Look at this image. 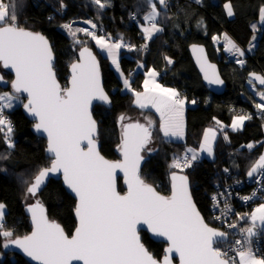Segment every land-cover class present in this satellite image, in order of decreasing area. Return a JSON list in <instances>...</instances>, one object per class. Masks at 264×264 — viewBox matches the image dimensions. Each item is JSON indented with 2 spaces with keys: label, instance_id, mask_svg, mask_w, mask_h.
Returning <instances> with one entry per match:
<instances>
[{
  "label": "trees",
  "instance_id": "1",
  "mask_svg": "<svg viewBox=\"0 0 264 264\" xmlns=\"http://www.w3.org/2000/svg\"><path fill=\"white\" fill-rule=\"evenodd\" d=\"M91 1L93 0H15V23L19 27L40 31L50 39L56 54L55 70L63 86L67 85L70 64L76 59L81 47L88 45L95 49L101 62L105 88L112 100L111 108L96 105L93 110L99 122L101 153L109 159H119L121 115L153 116L157 121L155 134L156 129L157 132L161 131V118L156 112L135 105V93L122 90V77L111 65L110 57L98 51L93 40L87 38L88 35L78 37L84 40V45L80 48L76 49L72 45V40L62 24L88 18L84 11L77 12L72 2L87 8ZM10 2L11 0L8 4ZM107 2L108 6L103 9L97 5L90 9L101 11L102 15L112 21H116L115 13L119 12V22L109 36L115 41H121L122 38L123 45L128 44L122 48L119 63L122 73L130 79L133 90L143 89L145 74L136 69L142 63L146 70L165 69L163 84L176 88L187 100L195 101L186 110L185 140L170 141L165 137L161 139L160 148L150 157L147 158L146 155L140 176L162 194L169 195L170 174L175 171L186 173L190 178L197 206L208 223L214 225L210 203L215 188L247 180L248 172L263 154L264 111L253 103L255 94L249 90L247 76L251 71L264 74V31L255 50L249 53L244 67L227 55L222 45L219 46L220 57L215 61L226 82V90L222 95L213 94L205 88L188 47L194 42L209 47L214 37L220 36L227 29L241 47L248 49L257 33L253 24L260 19L264 0H172L167 7L160 4L156 22L163 30L152 39L145 37L143 31L147 25L144 17L151 10V0ZM227 3L232 6V17L227 14ZM144 43L149 44V50L143 48ZM0 71L5 77V84L0 82V93L12 91L13 75L3 71L1 67ZM134 71L137 73L136 77L132 75ZM23 103L12 110L5 109L4 112L15 123L11 134L14 148L7 146L4 133H0V203L7 206L4 229L13 232L14 238L22 237L32 230L24 210L25 205L33 201L31 197L26 201L24 198L27 192V175H31L30 186L39 171L52 161L45 152L46 140L33 132L34 122L24 113ZM240 115L251 116V119L246 120L242 128L232 129L233 120ZM207 127L218 128L214 145L215 156L212 159L198 153ZM150 128L152 129L151 125ZM250 144L253 147L249 148ZM188 149H194L198 159L191 161V167L174 168V162L184 152H188ZM119 189L122 193L125 192L121 180ZM248 190L251 188L248 187ZM39 199L46 206L48 215L61 223L71 235L76 227V199L65 190L62 181L51 179L39 194ZM262 202L264 198L253 204L246 217L248 220L253 209ZM142 240L156 257L163 256L165 243L154 241L146 232H142ZM4 243V238L0 236V264H31L22 255L6 250L2 246Z\"/></svg>",
  "mask_w": 264,
  "mask_h": 264
},
{
  "label": "snow or ice",
  "instance_id": "2",
  "mask_svg": "<svg viewBox=\"0 0 264 264\" xmlns=\"http://www.w3.org/2000/svg\"><path fill=\"white\" fill-rule=\"evenodd\" d=\"M94 2L101 9L108 6L107 0L104 3L102 0ZM158 3L167 7V0H158ZM226 8L227 14L232 16L231 4ZM15 9V0H11L10 4L0 0V64L15 72V79L11 82L13 91L0 93V133H4L7 146L14 148L11 139L13 126L4 112L14 106V101L22 102L21 94L27 93L23 108L36 118V131L47 134L48 152L53 157L51 166L40 170L27 188V193L36 196L50 174L62 172L65 183L79 199L76 208L79 226L69 237L59 224L48 219L43 205L37 202L29 208L34 224L31 235L14 238L13 232L4 229L6 206L0 203V236L5 240L2 246L15 245L38 264H159L140 240L139 232L143 230L142 226H147L152 233L169 242L168 255L162 264H171L169 255L173 253L178 255L180 264H236L234 258H228L227 253L214 247L217 238H223L226 234L210 228L204 222L192 201L187 176L172 174L170 196L161 195L141 179L139 165L144 159L141 151L151 138L148 127L140 123L124 126L120 145L122 161H109L100 154L94 137L96 122L91 116L90 106L94 99L110 101L100 84L96 57L85 47L80 52L82 62L71 65V86L61 88L55 77L54 57L48 40L40 33L19 27L15 23ZM157 16L159 12L153 2L151 11L144 17L151 23V27L143 29L148 39H152L154 32L162 31L155 22ZM261 16L264 17V9ZM64 27L71 31V25ZM92 27L96 28V25L92 24ZM77 31L86 32L119 67L117 56L118 50L124 46L122 42L109 43L104 36H97L87 29ZM71 35L75 37L76 31H71ZM227 43L228 51L234 50L240 57L245 55L231 40ZM168 62L171 63L170 60ZM238 63L243 65L245 61L240 59ZM208 67L213 72L210 75L205 72V79L211 84H223L214 71L215 66ZM157 75L155 70L148 73L153 78ZM256 79L264 85V77ZM0 82H4L3 76H0ZM124 83L129 84L127 80ZM144 84V93H135L136 103L141 108L151 105L160 113L161 130L165 136L181 137L184 100L173 88L163 87L153 80H145ZM260 95L264 99V92ZM256 107L264 110V103ZM124 119L120 117L121 121ZM248 119L251 116H237L231 127L238 129ZM209 134L215 138L214 130L208 129L201 150L211 155ZM196 159L195 150L188 149L183 157V166L191 167V161ZM173 167H181L179 159ZM118 169L123 172L127 184V192L123 195L116 188ZM258 169H264V156L260 157L248 175L253 176ZM251 220L253 227L243 230L248 249L238 251L240 264H264V259H257L251 250V237L256 235L255 222L259 220L264 225V204L255 209ZM230 227L235 228L236 225ZM236 244L243 247L240 241H236Z\"/></svg>",
  "mask_w": 264,
  "mask_h": 264
},
{
  "label": "water",
  "instance_id": "3",
  "mask_svg": "<svg viewBox=\"0 0 264 264\" xmlns=\"http://www.w3.org/2000/svg\"><path fill=\"white\" fill-rule=\"evenodd\" d=\"M72 24H73V25H76V26H81L82 28H84V29H88V30H94V29H96V28H93V27H92V24H95V22H93L92 20L87 19V18H79V19H75V20L72 22ZM95 25H96V24H95ZM96 27H97V25H96ZM22 28H24V27H22ZM25 29H26V30H29V31H32V32H35V33H40V34H42L43 36H45L46 39L48 40V42H49V44H50V46H51V49H52L53 57H54V59H53V69H54V72H55V77H56V80L58 81V83L60 84L61 88H66V87H70V86H71V77H72V69H71V65H72L73 63H79V62H82L81 59H80V52H82L83 49H84L85 47L88 48V49L91 51V53L96 57V60L98 61L99 72H100V84H101V87H102L103 91H104V92L107 94V96L109 97V101H110V102H104V101H101V100H98V99H94V100L92 101V104H91V106H90V112H91V116H92V118H93V119L95 120V122H96V132H95V134H94V137H95V139H96V141H97V147H98V150L100 151V154H101L102 156H104L105 159H107V160H109V161H114V162H115V161H122V160H123V154H122V152L120 151V147H119V155H120L119 159H109V158H107L103 153H101V144H100V141H99V139H98V134H99V122H98L97 119L95 118L94 113H93V110H94V107H95L96 105H103V106H105V107H107V108H111V107H112V100H111V97H110L108 91H107L106 88H105L104 79H103V72H102V67H101V62H100V59H99L98 55H97L96 52H95V49H94L93 47L88 46V45H85V46L81 47V49H80V50L78 51V53H77L76 59L70 64V68H69V69H70V73H69V77H68L67 85H66V86H63V84H62L61 81L59 80V78H58V76H57V72H56V70H55V65H56V54H55V51H54V48H53L52 42L50 41V39H49L44 33L40 32V31L31 30V29H29V28H25ZM188 50H189L190 56H191V58H192V60H193V63H194L196 69L198 70V73L200 74V76H201V78H202V82H203V84L205 85V88H206L208 91H210L211 93H213V94H216V95H222V94L225 92V90H226V82H225L224 78H223L222 75H221L220 67H219L218 63L210 58L209 53H208V52H209V51H208V47H207L206 45L202 44V43L194 42V43H192V44L189 45ZM209 65H214V66H215L214 71H215V73L219 76V78L223 81V84H211V83H209V81H208L207 79H205V72H207L209 75L213 72V69L210 68V67H208ZM0 67H1V69H2L3 71H6V72H8V73H10V74L13 75V79H12V81L15 79V72H14L13 69H11V68H4L2 64H0ZM253 74H255V76H254ZM256 77H264V74L261 73V72H259V71H251V72L248 73V76H247L249 82L255 84L259 89L264 88V85L260 84L259 80L256 79ZM12 81H11V82H12ZM12 91H13V89H12ZM21 96L25 99V100H24V103H26V102H27V100H26L27 93H23V94H21ZM22 106H23V105H22ZM23 111H24V113L27 115V117H28L32 122H34V124L37 122V121H36V118L33 117L30 113H28L26 109L23 108ZM129 123H132V124H135V123L143 124V125H145L146 127H148L149 130H150V132H151V128H150L149 123H147L146 121H144V120H142V119L129 121V122L125 123V124L122 125V126H121V123H120L121 143H122V138H123L124 126L127 125V124H129ZM33 132H34L37 136H39V137H41V138H43V139L46 140V148H45L46 155H47L48 157H50L51 159H53L52 155L48 152V138H47V134L44 133L43 131H40V132L36 131V129L34 128V125H33ZM151 138H152V135H151ZM151 138H150L149 142L147 143L146 148H145L144 150L141 151V155L144 157V159L140 162V165H139V175H140V172H141L142 165H143V163H144V161H145V159H146V154H145V153H146V150H147L150 146H152V145H151V143H152ZM121 143H120V145H121ZM51 162H52V161H51ZM50 166H51V163H50L48 166H46V167H50ZM44 168H45V167H44ZM42 169H43V168H42ZM42 169H41V170H42ZM39 172H40V171H39ZM173 173H175L176 175H185V176L188 177V185H189V191H190V194H191L192 201H193V203L195 204L196 209L199 211V213H200L201 217L203 218L204 222H205L210 228L216 229V230H218V231H220V232H224L223 230L217 228L216 226L211 225L210 223H208V221H207V220L205 219V217L203 216L202 212L200 211V209H199V207L197 206V204H196V202H195V199H194V197H193V194H192V188H191V181H190L189 176H188L186 173L179 172V171H175V172H172V173L170 174V187H171V192H170L169 195H164V194H162L161 192H159V191L156 189V187H155L153 184L146 182L141 176H140V177H141V179L144 180V182H145L146 184H149V185L153 186V187L156 189V191L159 192L161 195H163V196H170L171 193H172V183H173V182H172V180H171V176H172ZM38 174H39V173H38ZM38 174H37V175H38ZM37 175H36V176H37ZM36 176H35V177H36ZM51 179H56V180H60V181H62V184H63L65 190H66L69 194H71V195L76 199V208H77V206H78V204H79V199H78V197L76 196V194H75V193H74V192H73V191L67 186V184L65 183L62 172H58V173H54V174H50L49 177L46 178L45 184L41 186V190L37 193V195H36V196H31V195H30V197L32 198L33 201L31 200L32 202H29V203H27V204L25 205V208H24V210H25V214H26L27 217L29 218V222H30V224H31V226H32V230H31L28 234H26V235H31L32 231L34 230V224H33V221H32V213L29 211V208H31L33 205H35L37 202H39L40 204L43 205V208H44V210H45V215L48 217V219H49L50 221L56 223V224H59V225L61 226V228L64 230L65 234L68 235L69 237H71L72 235H74V233H75V229L79 226V219H78V217H77V215H76V208H75V211H74L75 218H76V227H75V229L73 230L72 234L69 235L61 223H59V222H58L57 220H55V219H52V218L48 215V212H47V208H46V206H45L44 203L39 199V194L43 191V189L47 186V184L49 183V181H50ZM34 180H35V178H34ZM34 180H33V182H34ZM120 180L122 181V185H123V187H124V189H125V192H123V193H122V192L120 191V189H119V181H120ZM33 182H32V183H33ZM32 183H31V184H32ZM31 184H30V185H31ZM116 188H117V191L120 192L122 195L125 194V193L127 192V184L125 183V177H124V174H123V172L120 171L119 169H118L117 172H116ZM142 229H143V230H141V231L139 232V236H140V240H141V242L144 244L145 248L148 250V252L150 253V255H151L154 259H156V260L159 262V264H162L164 257H165L166 255H168V253H167V249H168V246H169V242L166 240V238H164V237H160V236H157V235H155L154 233H152L150 230L147 229V226H142ZM142 232H146V233H148L149 236H150V238L153 239L154 241H157V242H163V243L166 244L165 249H164V254H163V256H162L161 258L156 257V256H155V255L149 250V248L147 247V245H145V243H144L143 240H142ZM224 233H225V232H224ZM24 236H25V235H24ZM24 236H22V237H24ZM22 237H16V238H22ZM226 240H227V235H226L225 237H223V238H217V243L214 245V247H216L217 244H219V243H223V242H225ZM5 249H6V250H9V251H12V252H14V253H18V254L22 255V256L25 257V259H26L28 262H30L31 264H38L37 261H34V260H33L31 257H29V256H28V255H27V254H26L21 248L15 246V245H9V246H8L7 248H5ZM169 258H170V260H171V264H180L179 257H178V255H176L175 253L170 254V255H169ZM73 264H83V262H73Z\"/></svg>",
  "mask_w": 264,
  "mask_h": 264
},
{
  "label": "built area",
  "instance_id": "4",
  "mask_svg": "<svg viewBox=\"0 0 264 264\" xmlns=\"http://www.w3.org/2000/svg\"><path fill=\"white\" fill-rule=\"evenodd\" d=\"M10 0H3L5 4H8ZM172 3V0H167V6ZM164 6V5H162ZM134 18L136 16L134 15ZM151 25V23L149 22ZM157 24V23H156ZM128 44L125 43L124 47H127ZM144 46L149 50V44L145 43ZM158 73V81H163L166 77V70H156ZM137 76V73H135ZM235 110V109H233ZM5 117L11 121L13 128L15 127L14 121L11 117L4 113ZM187 153V152H186ZM185 152L178 159L181 162L182 169L187 167L183 166V157L186 154ZM248 187L251 190H248ZM249 191V192H248ZM249 197V199H245ZM264 198V169H260L257 174L254 176H249L247 180L235 181L234 183H228L222 186H217L214 192L211 194V219L213 220L214 226L224 231L223 227L227 229L226 235L227 240L223 243L217 244L222 253H227L228 258H237L239 250H243L244 246H248L246 233L244 229L253 227V223H245L248 212L250 211L253 204H255L259 199ZM215 214V219H214ZM234 215V216H233ZM244 217V219H241ZM239 218V219H236ZM235 224L236 227H230V225ZM229 226L233 233L229 231ZM256 235L251 237V250L252 253L264 259V226L256 224L254 228ZM236 241H240V245L236 244Z\"/></svg>",
  "mask_w": 264,
  "mask_h": 264
},
{
  "label": "rangeland",
  "instance_id": "5",
  "mask_svg": "<svg viewBox=\"0 0 264 264\" xmlns=\"http://www.w3.org/2000/svg\"><path fill=\"white\" fill-rule=\"evenodd\" d=\"M152 1V3L153 2H155L156 3V9H157V11L159 10L158 9V7L160 6V4L158 3V0H151ZM72 4H73V7L76 9V11L77 12H85V14H87V16H88V18L87 19H90V20H92L93 22H95V24L97 25V27H96V29H94V30H88L89 32H95V34L97 35V36H104L105 37V39L106 40H108V42L109 43H116V41H115V39L113 38V37H111V36H109L110 35V32L112 33V31H113V28H114V26L116 25V23H118L119 22V20H118V15H119V12L118 11H116V13H115V19H116V21H112V20H109L108 18H106L104 15H102L103 13L101 12V11H99V10H97V11H94V10H92V9H90V8H93L92 6H95L96 4H95V2H94V0L93 1H91V2H89L88 4V7L87 8H85V6H81V5H79V4H77V3H75V2H72ZM229 3H227V5H228ZM98 6V5H97ZM232 7V6H231ZM151 11V10H150ZM232 11H233V9H232ZM233 16V15H232ZM156 19H157V17H156ZM147 23H149V21H146ZM254 24H255V26H254ZM254 24H253V29L257 32V34L254 36V38H253V41L251 42V47L255 44V41H256V39H257V37H258V35H259V20H257V21H255L254 22ZM64 25H71V31H76V36L74 37L73 35H71V31L69 30V29H67V28H65L64 27ZM62 28L64 29V31L69 35V37L71 38V40H72V45L76 48V49H78V48H80L81 46H83L84 44V40L83 39H79L78 37L79 36H83V34H85L86 36H87V33L86 32H79V31H77V29H84V28H82L81 26H76V25H73L72 24V22H70V21H67V22H65V23H63L62 24ZM145 35H147V34H145ZM109 37V38H108ZM226 37H228V36H226ZM87 38H90V39H92L89 35L87 36ZM89 40V39H88ZM93 40V39H92ZM77 41H79V42H77ZM94 41V40H93ZM117 42H119V41H117ZM94 43H95V41H94ZM214 43V41H212V43H210V45L213 47V44ZM234 43V42H233ZM145 44V43H144ZM144 44H143V48H145L146 50H147V48L144 46ZM95 46H96V48H97V50L98 51H104V52H107V51H105V50H103V49H101L100 48V46L99 45H97L96 43H95ZM238 47V46H237ZM239 48V47H238ZM243 48V47H242ZM241 49V48H240ZM242 50V49H241ZM243 50H246V51H244V53H245V55L243 56V57H240L238 54H236V56H235V60L237 61V63H238V60H240V59H243L244 61H245V63L243 64V65H241L240 63H238L241 67H244L246 64H247V57H248V55H249V53L251 54L252 52H253V50L251 49V48H248V49H244L243 48ZM209 53V52H208ZM210 56V55H209ZM211 58V57H210ZM212 59V58H211ZM171 61V63H172V60H170ZM215 61V60H214ZM157 72V71H156ZM132 75L134 76V77H136L135 76V71L132 73ZM124 78V77H123ZM122 78V79H123ZM156 81H157V83H160V84H163V81H158V76H156ZM248 87H249V90L250 91H252L254 94H255V96H254V99H253V103L255 104V105H257V104H261V103H264V99H262L261 98V95H260V93L261 92H264V88H262L261 90H259V88L255 85V84H253V83H251V82H249L248 81ZM7 92H9V93H11L12 91H7ZM257 94V95H256ZM253 98V97H252ZM262 99V100H261ZM24 102V99L22 98V102L21 101H18L17 102V104H14V106L11 108V109H7V110H12L13 108H15L16 107V105H20V104H22ZM192 102V101H191ZM261 111H264V110H261ZM261 113V112H260ZM160 115V114H159ZM121 116H123L125 119L123 120V121H121L120 120V123H121V126L122 125H124L125 123H127V122H129V121H132V120H138V119H142V120H144V121H146L147 123H149L150 121H151V123H149V125H151V127H152V131H151V135H152V138H151V140H152V143H151V145L152 146H150L147 150H146V155H147V158L148 157H150L152 154H154L157 150H158V148H160L159 146H160V140L161 139H164V137L166 138V139H169L170 141H172V140H174V141H178V139L179 138H181L182 136H183V138H184V136H185V133L181 136V137H176V136H171V135H169V136H165L164 135V133H163V131H162V133H161V131L159 130L158 132H157V129H156V134H155V132H154V129H155V127L157 126V121L155 120V118L153 117V116H150V115H135V116H129V115H127V114H123V115H121ZM120 116V117H121ZM235 119H236V117H235ZM234 119V120H235ZM184 123H185V119H184ZM232 125V124H231ZM243 127V126H242ZM242 127H240V128H242ZM213 129L214 130V132H215V138L213 139L212 138V136H211V134H209V143L211 144V146H212V154L211 155H209L208 154V152L207 151H202L201 150V145H203L204 144V137H205V133H207V131H208V129ZM232 128V127H231ZM240 128H238V129H240ZM185 129V128H184ZM233 129V128H232ZM236 130V129H235ZM163 134V135H162ZM154 135V136H153ZM217 136H218V128H216V127H207L206 128V130H205V132H204V135H203V139H202V142H201V145H200V147H199V155H202V156H205V157H207V158H209V159H212V158H214V156H215V152H214V145H215V141H216V138H217ZM182 138V139H183ZM12 143H13V141H12ZM150 150V151H149ZM261 156H264V150H263V154L261 155ZM260 159V158H259ZM259 162V160L257 161V163ZM257 163H256V165H257ZM255 165V166H256ZM254 166V167H255ZM30 178H31V175L29 174V175H27V178H26V182H27V188H28V186H29V183H30ZM25 201L26 200H30L31 198H30V195L26 192V195H25ZM4 204V203H3ZM260 204H264V202H262V203H260ZM260 204L259 205H257L256 206V208L257 207H259L260 206ZM5 205V204H4ZM6 206V205H5ZM256 208H254L253 209V211L250 213V220H247V221H249V222H245V221H243V225H245V223H250V224H252L253 222H252V220H251V214L255 211V209ZM210 209H211V203H210ZM6 212H7V206L5 207V214H6ZM211 215H212V213H211ZM258 215V214H257ZM234 216V215H233ZM5 217V216H4ZM214 219H215V214H214ZM236 219H239V218H236ZM257 225H260V226H264V225H261V223H260V221L259 220H257L256 222H255ZM216 226H218V225H216ZM228 227V229H229V231L230 232H232L233 233V231H232V229L229 227V226H227ZM223 229H224V232H225V234H226V232H227V229L226 228H224L223 227ZM247 249H248V246H244L243 247V250L244 251H247ZM256 258H258V259H262V258H260V257H257V256H255ZM235 259V261H236V264H240V256L237 254V258H234Z\"/></svg>",
  "mask_w": 264,
  "mask_h": 264
},
{
  "label": "crops",
  "instance_id": "6",
  "mask_svg": "<svg viewBox=\"0 0 264 264\" xmlns=\"http://www.w3.org/2000/svg\"><path fill=\"white\" fill-rule=\"evenodd\" d=\"M264 9V8H263ZM226 10H227V8H226ZM229 17H232V16H229ZM156 22V21H155ZM157 23V22H156ZM259 35H258V37H257V39H256V41H255V44L251 47V45L249 46V48H251L252 50H255V48L257 47V45H258V42H259V39H260V35L262 34V32L264 31V17H262V16H260V19H259ZM145 27H151V25L149 24V23H147V25H145L144 26V28ZM157 27H159V28H161L162 30H163V28L160 26V25H158L157 24ZM143 28V29H144ZM144 31V30H143ZM159 33V32H158ZM144 34H146L145 32H144ZM157 34V32H154L153 33V36L152 37H154V35H156ZM257 34V33H256ZM255 34V35H256ZM254 35V36H255ZM226 36H228V37H226ZM254 36H253V38H254ZM145 37H147V35H145ZM109 38V37H108ZM228 40H231L232 42H234V44L236 45V46H238L239 48H241L242 50H243V48L229 35V33H228V30L227 29H225V31H224V33L223 34H221L220 36H215L214 37V45H213V47L212 46H209L208 47V51H209V55H210V57L212 58V60H217V59H219V57H220V50H219V46H223V49H224V51H225V53L227 54V55H229L230 57H232V58H235V56H236V54H235V51L233 50V51H228L227 49H228V47H229V45H228V43H227V41ZM252 41H253V39H252ZM94 42V41H93ZM117 42V41H116ZM119 42H121V41H119ZM95 44V43H94ZM96 47V46H95ZM122 48H123V46L121 47V49H119L118 50V56H117V58H118V62H119V59H120V56H121V51H122ZM243 51H246V50H243ZM102 54H104V55H106V56H109L108 55V53L107 52H102V51H100ZM110 57V59H111V65L113 66V68L116 70V72L119 74V76H121L123 79H122V82H123V88H122V90L124 91V92H134V93H136V92H140V93H144V91H145V84H144V82H145V80H153L155 83H157V81H156V77H149L148 76V73L150 72V71H152V70H155L156 71V69H154V68H150L149 70H146V68H145V65L144 64H138L137 66H136V69L138 70V71H140V72H143L144 74H145V79H144V81H143V89L142 90H140V91H135V90H133V88H132V85H131V81H130V79L129 78H127V77H125V75L122 73V71H121V68H120V63H119V67H117L115 64H113L112 63V57L111 56H109ZM0 76H3L4 77V75H3V73L0 71ZM125 80H127L128 82H129V84L128 85H125V83H124V81ZM1 83H3V84H5V77H4V82H1ZM157 84H159V85H161V86H163V87H166V88H173V87H169V86H165L164 84H160V83H157ZM173 89H175L176 91H177V93H178V95H179V98H181V99H183L184 100V105H183V134L185 133V123H184V119H185V115H186V110H187V108L190 106V105H193V102H191V101H189V100H187V98L185 97V96H183L182 95V93H180V91H178L176 88H173ZM5 92H7V91H5ZM257 95V94H256ZM262 100V99H261ZM264 101V100H263ZM17 102L18 101H14L13 102V105L14 104H17ZM135 105H137L139 108H141L137 103H136V96H135ZM16 106H18V105H16ZM141 109H150V110H152V111H154V112H156L158 115L160 114L159 112H157V110L154 108V107H152L151 105H148L147 107H145V108H141ZM160 116V115H159ZM234 121V120H233ZM233 123V122H232ZM245 123V122H244ZM183 138V136L181 137V138H179L178 139V141H184L185 140V136H184V138ZM258 259V258H257ZM240 261H241V258H240Z\"/></svg>",
  "mask_w": 264,
  "mask_h": 264
}]
</instances>
